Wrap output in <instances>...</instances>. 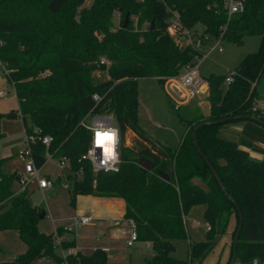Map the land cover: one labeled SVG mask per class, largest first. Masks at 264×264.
Wrapping results in <instances>:
<instances>
[{"label":"trees","instance_id":"1","mask_svg":"<svg viewBox=\"0 0 264 264\" xmlns=\"http://www.w3.org/2000/svg\"><path fill=\"white\" fill-rule=\"evenodd\" d=\"M83 1L0 0V60L7 63L5 77L17 99V111L0 113V119L18 115L24 135L36 128L38 135L51 137L45 147L36 136L29 144L30 155L35 168L44 163L45 148L53 157L67 158L66 191L73 207L77 195L123 199V216L133 221L137 240L146 241L153 250L139 264H199L229 218L236 229L238 212L241 226L234 262L251 264L255 259L264 264V154L253 158L243 149L249 142L221 137L217 129L224 123L197 128V147L227 192L224 195L191 139L198 123L241 114L253 118L229 122L243 121L264 130V100L256 104L255 92L257 81L264 77V0H246L241 12L230 15L222 0H90L87 8L75 13ZM113 9L136 16V28L130 27V21L126 28L111 31ZM170 11L178 14L181 26L192 34L198 25L201 34L233 43L245 35L259 37L257 49L246 53L234 69L204 78L208 112L193 108L189 116L179 115L185 131L175 148L151 140L137 123V79L152 77L161 86L195 53L190 44H178L166 33ZM143 20L153 21L152 28L140 29ZM94 31L102 34L101 39ZM98 55L109 64L106 77L94 82L89 62ZM231 72V81L224 83ZM94 93L97 101L92 99ZM88 111H106L114 118L119 131L115 172L93 174L88 163L78 161L89 141V131L79 120ZM126 131L132 134L129 146L123 145ZM8 158L0 157V231H14L25 250L0 264H33L44 258L57 264H106L101 248L89 253L76 250L63 257L57 253L53 240L62 226L50 233L38 230L42 209L31 203L27 190L13 189L18 174L3 171ZM139 158L150 160L154 168H139ZM196 204L204 205V237L188 242L186 259L173 257L174 242L188 238L184 215ZM74 245V237L59 242L60 249Z\"/></svg>","mask_w":264,"mask_h":264},{"label":"rangeland","instance_id":"2","mask_svg":"<svg viewBox=\"0 0 264 264\" xmlns=\"http://www.w3.org/2000/svg\"><path fill=\"white\" fill-rule=\"evenodd\" d=\"M90 5V0H84L79 6L74 8V12L77 13L82 8H87ZM118 10L113 9L109 22V29L114 31L117 27L121 26L123 17ZM132 15H128V26L130 25V19ZM75 18H78L75 15ZM144 21V20H143ZM147 21V20H145ZM131 28L133 25H130ZM194 34H201L200 26H196ZM93 35L97 39H101L102 34L96 31ZM191 35V31H188L185 35H179L176 37L179 44H183L187 41V38ZM205 44H202L199 51L207 52L204 57L201 58L198 64V74L200 77L205 78L210 74H222L228 70L234 69L239 60L249 52H253L257 49L259 43V37L256 35H245L241 42L233 43L224 39H214L212 36H207ZM218 48L221 50L219 51ZM100 56L98 55L97 60ZM92 60L90 64L89 76L92 81L97 82L106 77L105 67L97 66L96 61ZM9 61V60H8ZM11 62V61H9ZM109 63V62H108ZM137 86V123L143 129L144 133L151 139L170 147H177L182 135L185 131L183 123L179 120V115L187 117L193 108H197L202 114H206L207 100L206 93L199 94L195 99L178 101L173 97H170L169 93L163 88V85H158L154 78H139L136 82ZM0 92H4L5 96H0V113H7L9 111H17V99L14 95L12 85L6 80L5 75L0 69ZM255 92L257 100L260 102L264 100V77L259 78L255 85ZM178 104L176 110L171 106L170 101ZM256 104H258L256 102ZM90 118L86 119L89 123ZM227 124L221 125L218 129L220 136L223 138L235 140L237 139L238 132L228 128ZM262 135L259 133H248L245 138H249L248 142L251 143V151H254L257 155L259 153L264 154V130ZM0 157H9L5 162L3 171H15L22 172L23 165L28 160L24 155L20 156L19 151L25 145V136L23 132V124L20 117L3 116L0 119ZM243 137V136H241ZM132 134L126 131L124 134L123 145H130ZM263 156V155H262ZM262 156L260 158H262ZM55 158L45 161L39 168V175H47L54 184L51 188L45 190H39L34 186L27 188L28 199L32 204L38 206L44 211V217L38 220L37 228L41 232L47 233L53 231V229L60 224L61 221L71 218L74 214V207L69 204L66 186L68 179L66 178V172L60 170L56 165ZM13 189L18 191V184L13 183ZM16 191V192H17ZM204 205L196 204L191 206L184 215L185 229L188 235L186 241H177L173 244V251L171 256L186 259L187 258V246L188 242L193 243L202 240L206 230V221L203 218ZM78 215L77 213H75ZM71 215V216H70ZM69 216V217H68ZM96 223L94 222L93 225ZM62 232L56 235V238L68 240L69 237H74L78 244L87 249L86 244L91 243L90 239H93L90 225L79 226L73 229L71 232L65 230L64 223L61 224ZM232 218H229L224 230L216 235L213 241L211 249L205 254V256L199 261V264H225L228 260L231 244ZM89 229V230H88ZM232 229V230H231ZM87 235H90L87 236ZM92 235V236H91ZM101 237V236H100ZM24 245L18 239L17 234L12 230L0 231V262L11 260L16 255L22 253ZM73 247L66 249L57 248V253L62 256L64 251L70 250L72 252ZM125 251L131 252L130 263H140L143 257L149 258L152 255V249L148 247L142 241H136L131 247H124ZM236 262V261H235ZM33 264H57L52 259L44 258L39 259V262L35 261Z\"/></svg>","mask_w":264,"mask_h":264},{"label":"built area","instance_id":"3","mask_svg":"<svg viewBox=\"0 0 264 264\" xmlns=\"http://www.w3.org/2000/svg\"><path fill=\"white\" fill-rule=\"evenodd\" d=\"M246 0H222L223 8L225 9L227 15L232 13L241 12L243 9V5ZM131 24L133 27L137 26L138 19L136 16H131ZM149 25L148 21H141L139 23L140 29H146ZM166 33L170 36L176 43L179 44L178 37L179 35H185L188 30L181 26L178 14L175 11H170V16L167 19V24L165 27ZM207 34H192L187 38L185 44H190L195 53L192 55L190 62L182 65L180 71L173 76H169L163 80V88L169 93L170 97L175 98L178 101L183 100H192L197 97L201 93H206L207 84L206 81L201 78L198 74V64L202 57L205 56L207 52L199 51V48L202 44H205L207 39ZM218 40V39H216ZM183 45V44H182ZM220 51L221 49L218 48ZM109 61L104 57L100 56L96 61V65H108ZM0 69L4 75L9 72L7 68V63L5 61L0 60ZM231 73H228L224 77V83H228L231 81ZM0 96H5L4 92H0ZM92 99L97 101L99 99L97 94L92 95ZM171 99V98H170ZM172 100V99H171ZM173 102V100H172ZM175 105V102H173ZM90 118L89 123L86 122V119ZM79 124L84 127V129L89 131V141L84 150L79 155L78 161H84L89 164L90 170L93 174L98 172H115L118 169L119 163V154H118V146H119V131L118 137L116 141L115 150L117 152V160L115 161H107L103 162V151L102 146H94V130L101 131H111L118 129L113 116L106 111L99 112H86L83 117L79 120ZM38 129H33L32 134H25V145L20 149L19 155H24L28 158L22 168V172L18 173V177L16 179V183L18 184V191H25L27 188L34 186L39 190L49 189L53 186L54 181L51 180L47 175H39L38 168H35L31 155L29 144L32 143L37 136V139L43 144L45 147L51 141V137L49 135H38ZM91 150V153H90ZM23 157V156H22ZM55 158V165L60 169L68 172V160L65 156L53 157L52 153L45 148L44 152V162L47 160H51ZM77 176L79 173L77 172ZM67 187V186H66ZM91 221V217L89 215H76L68 219L64 222V229L68 232H71L73 229L88 224ZM125 221L128 222L129 229L127 231V239L126 244L131 245L133 242L137 240V232L134 226L133 221L130 218H125ZM59 240L54 237L53 243L56 248H59ZM62 250V249H61ZM71 252L70 250L64 251V255ZM62 255V257L64 256ZM233 264H239L238 262H234ZM251 264H257L255 259H252Z\"/></svg>","mask_w":264,"mask_h":264},{"label":"crops","instance_id":"4","mask_svg":"<svg viewBox=\"0 0 264 264\" xmlns=\"http://www.w3.org/2000/svg\"><path fill=\"white\" fill-rule=\"evenodd\" d=\"M256 102L258 104H261L263 100L259 102L256 99ZM206 111H208V103L206 106ZM224 124H227L229 126L228 127L229 129L235 130L238 132L237 139H243L247 142L249 138L248 137L245 138V137L248 133H254V134L259 133L260 135L263 134V132L260 131L262 129H259L258 127H255L243 121L228 122ZM218 129H217V132H218ZM221 137H224V136L221 135ZM235 140H232V141H235ZM243 149L246 150L251 157L256 158V159H260V157L263 155L261 153L257 155L254 151H251V143L247 147L243 146ZM74 211L78 215L85 214L91 217V221L88 224H85L83 226L90 225L91 227L90 230L92 231L91 233L93 234V236L92 235L91 236L94 238L90 239L91 243L85 245L87 246V249H83L78 244V241L74 238L75 245L72 248L71 253H74L76 250H79L82 253H89L94 248H101L106 253V264H131L130 258L132 254L131 252H128V251L126 252L124 247H131L133 246L134 242L131 245L126 244L127 231L129 229V225H128V222L125 221V217L123 216L124 201L122 198L116 197V196L77 195L75 197ZM75 213L71 215L76 216ZM68 219L61 221V223L57 224V226H61V224H63ZM94 222L96 223L95 225H93ZM47 233H50V232H47ZM87 236L90 237V235H87ZM136 241H141V240H136ZM142 242L151 248V246L146 241H142ZM23 249L25 250V245ZM152 254H153V250H152ZM145 258L146 257H143L142 260H144ZM36 261L39 262V260H36Z\"/></svg>","mask_w":264,"mask_h":264},{"label":"water","instance_id":"5","mask_svg":"<svg viewBox=\"0 0 264 264\" xmlns=\"http://www.w3.org/2000/svg\"><path fill=\"white\" fill-rule=\"evenodd\" d=\"M127 25H128V14L125 13L123 20H122V23H121V27L126 28ZM152 26H153V21H150V23H149L150 29L152 28ZM241 118H253V116L241 114V115L228 116V117H224V118H218V119H215L213 121H203V122H200L197 125H195V127L193 128V131L191 133L192 144H193L196 152L199 154L200 157L203 158L205 164L207 165L208 169L210 170L211 175L214 177L219 189L221 190V192L224 195H227V192L225 191L224 187L222 186L221 182L219 181V178L217 177L215 171L213 170V168L211 167V165L209 164L207 159L202 155L201 151L197 147V144L195 141V131L197 130V128L199 126L204 125V124H211V123L220 124V123H226V122L241 119ZM263 125H264V123H263ZM136 163H137L139 168H141L145 171H149V170L154 168V163H152L150 160H148L146 158H139ZM164 177L167 178L166 175H164ZM228 199L230 201H232L234 205H236L235 202L230 197H228ZM43 217H44V211L42 210V212L38 215V219H42ZM240 226H241V214L238 212V224H237L236 229L234 231V235H233V239H232L231 255H230L228 264H233L234 260L236 258V242H237Z\"/></svg>","mask_w":264,"mask_h":264},{"label":"clouds","instance_id":"6","mask_svg":"<svg viewBox=\"0 0 264 264\" xmlns=\"http://www.w3.org/2000/svg\"><path fill=\"white\" fill-rule=\"evenodd\" d=\"M117 137L118 129L111 131L94 130V146H102V163L117 160V152L115 150Z\"/></svg>","mask_w":264,"mask_h":264}]
</instances>
